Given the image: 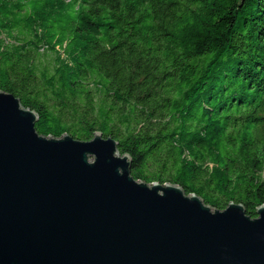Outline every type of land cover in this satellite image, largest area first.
Returning <instances> with one entry per match:
<instances>
[{
    "label": "trees",
    "instance_id": "1",
    "mask_svg": "<svg viewBox=\"0 0 264 264\" xmlns=\"http://www.w3.org/2000/svg\"><path fill=\"white\" fill-rule=\"evenodd\" d=\"M0 91L137 181L264 205V0H0Z\"/></svg>",
    "mask_w": 264,
    "mask_h": 264
},
{
    "label": "water",
    "instance_id": "2",
    "mask_svg": "<svg viewBox=\"0 0 264 264\" xmlns=\"http://www.w3.org/2000/svg\"><path fill=\"white\" fill-rule=\"evenodd\" d=\"M0 91V264H264V205L137 181L118 142L46 137Z\"/></svg>",
    "mask_w": 264,
    "mask_h": 264
}]
</instances>
